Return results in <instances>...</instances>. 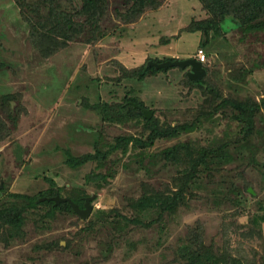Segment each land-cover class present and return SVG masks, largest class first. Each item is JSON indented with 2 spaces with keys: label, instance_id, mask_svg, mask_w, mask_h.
<instances>
[{
  "label": "rangeland",
  "instance_id": "obj_1",
  "mask_svg": "<svg viewBox=\"0 0 264 264\" xmlns=\"http://www.w3.org/2000/svg\"><path fill=\"white\" fill-rule=\"evenodd\" d=\"M103 1L0 0V204L52 184L92 206L84 220L46 206L21 214L19 235L0 229V264H186L175 251L199 244L219 264H264V108L243 127L218 105L264 102V32L247 31L259 21L248 7L235 19L225 0H142L134 13L140 0ZM200 49L202 87L186 69L141 81L122 68L196 60ZM140 102L149 125L134 117ZM218 147L230 156L220 166ZM94 152L105 154L99 170L65 164ZM159 192L177 212L137 225L136 205Z\"/></svg>",
  "mask_w": 264,
  "mask_h": 264
},
{
  "label": "trees",
  "instance_id": "obj_2",
  "mask_svg": "<svg viewBox=\"0 0 264 264\" xmlns=\"http://www.w3.org/2000/svg\"><path fill=\"white\" fill-rule=\"evenodd\" d=\"M86 1L87 2L90 1V4H91L92 0H86ZM225 1H227L228 3V6H229L228 9H229L230 15L232 14V12H234L233 16L235 17V19L237 18L238 9H241L242 7H248L249 12L251 14L249 18L252 19V20H249L250 23H252V21H259L257 24H252L250 27H247V31L256 32V33L264 32V0H238V5L234 11H232L230 0H225ZM96 2L98 6L103 8L102 7V4L104 2L103 0H95V3ZM136 7L139 10H142L145 7V5L143 4L142 0L138 1L137 3L133 5V8L130 9L131 13H134V10L136 9ZM44 31L45 30H41L40 41L45 38H47V40L55 39V37H50V38L48 37V34L51 33L50 31H48L47 33ZM42 32L44 33L42 34ZM56 34L58 37L61 38V28H60V31L57 32ZM153 62L160 63L162 61L154 60ZM202 65H204V68L206 70L207 69L206 60ZM122 68L125 74L126 73L129 74L131 72H133L134 74H137V76L139 74V77H137V80H141V81L146 78L148 73L155 72L153 67H146V66L136 67V69H133V71H127L128 69H125L124 67ZM203 79L204 78H202L200 81L192 82V83L189 82V83L197 84L198 86L202 87L205 85L203 82ZM127 100L131 102L134 101L130 99H127ZM251 103L252 102L249 100L246 102L245 101H233L232 102L230 100L222 99L218 105H220L222 110L231 109V111H234L231 113L232 120L234 122H237L239 125H242L243 127L245 126L247 127L249 126L248 123L253 121V115L255 113L256 114L258 113L259 107L264 108V102H262L260 105L258 104L254 105L255 107L253 108H252ZM140 106L143 108V104L141 102H140ZM135 111L137 112V115H138L137 117L136 114H134L135 118L143 121L145 125L151 124L150 121L144 118L140 110L137 109ZM181 130L187 132L190 130V128L184 126L181 128ZM247 135L248 134H246V136ZM152 140L153 138H150L151 142ZM134 142H138V140ZM125 144H128V140L125 142ZM118 148L119 147H117V144L112 145L110 147V152L116 151ZM216 154H219V155H216L217 156L216 163H218V166H220V164L223 161H229L230 156L228 152H226V149L218 147ZM104 158H105V154L100 153V152H94V154H87V155L80 156V157H74L72 156V154H66L65 164L71 169H77L83 166L85 164V161L88 159V161L95 162L96 163L95 168L99 170L101 168V163L104 161ZM208 172L209 170H207V173ZM51 187L52 188L48 189L47 191L42 192L39 195H36L31 198L24 196V195L23 196L22 195H12L15 198H21L24 201L23 203L19 205H17L18 203H12V202L3 203L2 205L0 204V229H3L5 233L6 232L12 233V235L13 234L15 235V233H17V235H19V233L22 230L23 223H24L23 218L20 215L27 213L29 210L37 211V209L42 206H46L48 208L47 215L49 217H51L52 214L54 215L55 213H63V212L74 214L68 203H60L57 206V205H54V202L52 201L45 200L43 202H39V199L41 198H50L56 195V192L58 190L53 191L52 184H51ZM162 193L163 192H159L158 194H155V195H153V193L152 194L150 193L151 194L150 197H147L144 200H141L140 203L136 205L134 211L136 212L137 217L134 218V222L137 225L143 224L142 221L140 220L144 218H145V221L147 222L148 221H151V222L161 221L162 218L165 217L166 215L172 216L173 213L177 212L178 210L177 199L169 200ZM12 196L10 195V197ZM84 196H86L84 193H72V194H69L68 197L79 208H82L83 203H84V199H83ZM98 214H99L98 220H102V224L106 225L107 227L109 226L116 227V225H118L116 223V220L114 219V217L111 216L109 211L108 212L100 211L98 212ZM260 221L264 223V214L260 217ZM148 224H150V222ZM191 233H193V236L197 239L196 232L191 231ZM175 252L176 254L178 253L185 259L186 264H219L220 263L218 258H216L214 254H212V251L204 247L202 244L197 245L194 251H192L188 246H182Z\"/></svg>",
  "mask_w": 264,
  "mask_h": 264
},
{
  "label": "water",
  "instance_id": "obj_3",
  "mask_svg": "<svg viewBox=\"0 0 264 264\" xmlns=\"http://www.w3.org/2000/svg\"><path fill=\"white\" fill-rule=\"evenodd\" d=\"M153 67L156 70L163 69L166 70L167 68H179L181 70H187L186 77L188 80L197 82L200 81L202 78L205 77L206 71L201 63L194 59H185L183 61H173V62H165L160 64H155L153 62H148L147 67ZM138 108L144 118L149 119L152 116L151 112H148L147 110L143 109L141 106H135ZM49 201L54 202L55 205H59L60 203H68L73 210V212L79 216L80 219H86L92 209V206L90 205L91 198H86L83 209H80L76 204H74L70 199H63L59 196H55L53 198L48 199Z\"/></svg>",
  "mask_w": 264,
  "mask_h": 264
},
{
  "label": "built area",
  "instance_id": "obj_4",
  "mask_svg": "<svg viewBox=\"0 0 264 264\" xmlns=\"http://www.w3.org/2000/svg\"><path fill=\"white\" fill-rule=\"evenodd\" d=\"M196 60L203 64L206 60V57H205V53L203 52V50H198L197 54H196Z\"/></svg>",
  "mask_w": 264,
  "mask_h": 264
}]
</instances>
